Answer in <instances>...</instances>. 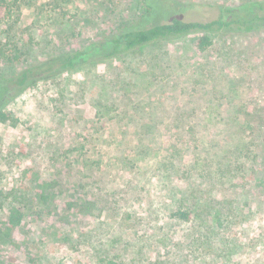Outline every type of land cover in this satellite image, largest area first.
I'll use <instances>...</instances> for the list:
<instances>
[{"label": "rangeland", "instance_id": "rangeland-1", "mask_svg": "<svg viewBox=\"0 0 264 264\" xmlns=\"http://www.w3.org/2000/svg\"><path fill=\"white\" fill-rule=\"evenodd\" d=\"M170 2L242 24L107 57L140 0L0 3V78L86 53L4 107L0 264H264V0Z\"/></svg>", "mask_w": 264, "mask_h": 264}, {"label": "trees", "instance_id": "trees-1", "mask_svg": "<svg viewBox=\"0 0 264 264\" xmlns=\"http://www.w3.org/2000/svg\"><path fill=\"white\" fill-rule=\"evenodd\" d=\"M140 1L142 3V14L139 17L137 26L121 30L115 39L110 40V44L103 43L105 45L103 50L107 52L105 56H116L119 53L131 51L139 46L191 33L203 34L198 39L197 45L200 50H204L210 44L207 34L242 24L233 19H225L224 13H228L230 10L221 11V15L218 18L209 22H185L171 17L170 12H173L174 6H171L170 0ZM19 2L20 0H0L4 10L12 8V6L17 7ZM68 2L69 0H52V5L54 8L61 10V7L67 5ZM157 16H162L163 18L170 16L171 18L168 22L151 26V22ZM257 19L264 22V16ZM147 23L149 26H146ZM244 24L247 25V23ZM246 28L247 30L253 29L251 25ZM85 55V51L62 53L50 57L37 65L27 67L12 78H0V122L5 123L10 119L9 114L4 111V107L20 92L41 80L50 79L63 72L73 70ZM14 216L11 215L10 219L12 227H16L20 223V219ZM178 217L184 221L189 220V215L184 212H179Z\"/></svg>", "mask_w": 264, "mask_h": 264}]
</instances>
